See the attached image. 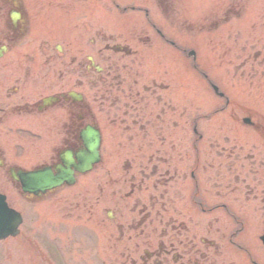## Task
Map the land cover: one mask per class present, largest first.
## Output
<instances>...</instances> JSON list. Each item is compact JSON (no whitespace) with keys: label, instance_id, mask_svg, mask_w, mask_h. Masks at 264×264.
Segmentation results:
<instances>
[{"label":"rangeland","instance_id":"rangeland-1","mask_svg":"<svg viewBox=\"0 0 264 264\" xmlns=\"http://www.w3.org/2000/svg\"><path fill=\"white\" fill-rule=\"evenodd\" d=\"M25 1L33 21L46 12L40 19L38 33L47 36L30 35L25 43L27 52L35 53L36 63L41 62L37 49L44 41L48 44L43 46L63 47L58 63L71 56L77 63L88 54L104 65L103 57L112 55L113 60L107 65L122 68L124 80L132 76L141 82L154 78L169 86L163 91L167 114L156 113L162 104L157 105L153 99L154 114H123L128 123L135 116L144 119L133 125L132 131L116 129L102 113L101 75L91 70L87 88L90 119L109 125L107 163L79 178L77 184L45 199L27 201L16 192L11 193L10 201L23 213L24 222L20 236L0 241V264H147L146 250L157 245L137 246L134 219L139 216V208L150 204V197L157 199L166 191V182L158 173L150 178L137 174L135 166L145 162L149 142L153 143V152L162 147L168 151L165 154L169 157L170 183L166 198L170 216L184 219L191 231L195 230V222L204 218L203 213L194 216L190 202L194 186L190 172L195 167L193 142H197V196L206 207L227 202L246 220L248 228L244 234H248L255 254L264 264V245L259 239L264 231V0H116L122 9L135 6V10L125 12L111 0H68V20L57 11L53 15L48 13L47 6L62 5L63 0ZM140 8H148L153 22L177 43L188 50L195 49L196 61L187 55L181 60L143 19L145 12ZM67 21L68 28L64 26ZM67 29L71 35L64 34ZM49 33L64 36L54 39ZM119 43L128 46L132 54L106 49L108 44ZM194 63L198 69L193 67ZM203 74L225 92L230 100L228 105L208 86ZM127 102L134 103L131 98ZM114 116L110 114L109 118ZM245 116H251L260 128L244 124ZM150 118L152 125H148L152 128L149 132L142 130ZM196 121L202 138L193 132ZM130 136H134L133 142L129 141ZM119 139L122 145L118 144ZM211 148L215 149L213 155ZM31 149L37 153L46 147L37 143ZM130 164L136 177L128 183L118 181L119 172ZM217 181L225 185L221 188L223 198L216 196ZM177 207L185 208L189 214L179 216L174 209ZM161 217L155 211L152 214L159 228ZM216 221L220 233L218 254L237 256V249L234 247L237 252H233L225 240L226 229L229 233L233 222L222 217L225 226H220L219 218ZM205 222L200 220V235L209 240L215 237L213 230L217 228Z\"/></svg>","mask_w":264,"mask_h":264},{"label":"flooded vegetation","instance_id":"flooded-vegetation-1","mask_svg":"<svg viewBox=\"0 0 264 264\" xmlns=\"http://www.w3.org/2000/svg\"><path fill=\"white\" fill-rule=\"evenodd\" d=\"M30 33L25 0H0V190L7 196L12 189L21 193L27 200H38L56 194L57 190L39 195L26 193L22 187L24 175L33 171L56 174L57 167L64 166L67 160H75L79 163L78 154L86 149L83 132L91 123L87 95L91 70L98 71L101 75L99 80L103 85L102 99H104L102 113L106 114L107 122L114 124L119 130L132 131V126L144 119L135 116L128 123L123 114H154L153 99L156 100L157 105L162 104L161 110L156 113L167 114L163 108V102H166L163 91L169 86L154 78L146 82H141L136 76L134 78L132 76L130 80H124L121 76L122 68H115L114 64L107 65L113 60L112 56L103 57L104 65L98 70L91 65L88 54L85 60L77 63L72 56L65 62L58 63L59 56L62 54L58 53L56 46H40L38 53L41 56V62L36 63L35 53L27 52L25 47L26 37ZM161 34L163 39H168L164 33L161 32ZM46 44L48 43L44 42V45ZM128 98L133 99L134 103L127 102ZM137 102H141V105L137 106ZM110 114H115L113 119L109 118ZM146 123L147 125L141 129L146 128L149 132L148 124L152 125V118ZM105 125H99L103 155L100 164L105 163V132L109 127ZM163 127H161V133H163ZM144 137L147 140L146 132ZM130 139L133 140V136H130ZM41 142L46 149L32 153L31 148L37 143L42 144ZM122 143L118 141L119 145ZM152 144L148 143L151 151L147 154L146 161L139 165L138 170L141 169L142 174L149 173V175H152L155 170L166 182L163 184L166 191L156 200L163 209V212L160 210L157 213L162 214L161 234L154 226L153 230L151 232L149 230L146 234V244L154 246L161 241L160 249H154L148 253L145 258L146 263L249 264L251 262L255 264L253 259L250 261L251 256L245 246L235 242L233 238L243 230V222L242 227L233 232L229 238V242L237 246L242 254L229 256L218 254L220 246L215 242L208 245L202 243L198 232L187 228L184 219L170 216L168 213L170 207L167 206L166 198L170 183L168 180L169 157L165 154L168 151L162 147L161 150L157 149L153 152ZM159 153L162 157L160 170L157 156ZM195 157L199 158V151L195 153ZM199 166L197 163L196 168L190 172V176L194 179L193 193L190 198L193 211L196 212L194 216L207 210L205 202L197 196L200 185L197 175ZM132 170L133 165L130 164L119 172L121 175L117 180L125 183L132 181V178L136 177L135 173H131ZM75 174L77 177L80 176L78 171ZM224 186L218 181L214 184L217 197H222L224 191L221 188ZM225 193L227 194L226 190ZM218 208L223 209L227 215H233L227 202L216 203L210 210L214 211ZM174 209L179 216L188 213L185 208ZM148 215H151V211ZM153 222L152 219V225ZM154 236H158L159 239L156 240ZM202 244L205 246L203 247ZM143 258L144 256H141V259Z\"/></svg>","mask_w":264,"mask_h":264},{"label":"water","instance_id":"water-1","mask_svg":"<svg viewBox=\"0 0 264 264\" xmlns=\"http://www.w3.org/2000/svg\"><path fill=\"white\" fill-rule=\"evenodd\" d=\"M89 154L90 160L88 161V168L92 167V163L98 161L99 159V142L100 137L98 131L91 130L89 133ZM68 171H64L61 175V180L58 183H61L63 180H68ZM22 221L21 216L15 210L8 208L7 204L4 201V197H0V238L6 237L9 234H16V227ZM264 240V236L262 237Z\"/></svg>","mask_w":264,"mask_h":264}]
</instances>
